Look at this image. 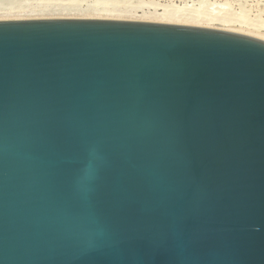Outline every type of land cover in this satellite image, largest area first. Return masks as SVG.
<instances>
[{"label": "water", "instance_id": "95a60500", "mask_svg": "<svg viewBox=\"0 0 264 264\" xmlns=\"http://www.w3.org/2000/svg\"><path fill=\"white\" fill-rule=\"evenodd\" d=\"M0 264H264V41L0 20Z\"/></svg>", "mask_w": 264, "mask_h": 264}, {"label": "rangeland", "instance_id": "374dc122", "mask_svg": "<svg viewBox=\"0 0 264 264\" xmlns=\"http://www.w3.org/2000/svg\"><path fill=\"white\" fill-rule=\"evenodd\" d=\"M166 7L171 10L180 9L191 15L198 9L218 11L220 7H225L233 13L243 11L251 18L253 16L252 19L264 21V0H0V15L20 13L24 16L34 12L40 15H60V12L80 14L94 9L103 11V8H118L123 14L132 13L138 17L144 13L154 16V12L159 14Z\"/></svg>", "mask_w": 264, "mask_h": 264}, {"label": "bare ground", "instance_id": "6f19581e", "mask_svg": "<svg viewBox=\"0 0 264 264\" xmlns=\"http://www.w3.org/2000/svg\"><path fill=\"white\" fill-rule=\"evenodd\" d=\"M167 8V7H166ZM164 8L161 13L151 16L152 14L147 13L141 16H134V14H123L118 8L108 9L103 8V11H97L94 9L89 13H61L60 15H43L30 13L24 16L19 14L0 15V20H18V19H36V18H95V19H111V20H127V21H146V22H158V23H169V24H181L191 26H201L205 28L218 29L227 32H233L241 35L250 36L259 40L264 41V21L259 19H252V16L247 15L243 11L232 12V10L225 7H220L218 11L204 8L198 9L193 14H185V11L180 9H166ZM156 11V9H154ZM186 10V9H185ZM133 12V11H132ZM192 12V11H191ZM232 12V13H231ZM18 13V12H17ZM49 13V12H48ZM51 13V12H50ZM58 15V16H56ZM258 20V22H257ZM262 21V22H261Z\"/></svg>", "mask_w": 264, "mask_h": 264}]
</instances>
